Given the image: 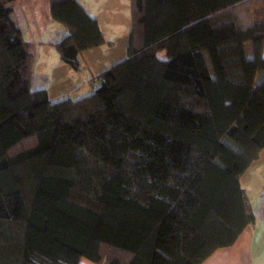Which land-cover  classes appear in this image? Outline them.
<instances>
[{
  "label": "trees",
  "instance_id": "1",
  "mask_svg": "<svg viewBox=\"0 0 264 264\" xmlns=\"http://www.w3.org/2000/svg\"><path fill=\"white\" fill-rule=\"evenodd\" d=\"M16 1L0 0V264H201L233 245L264 149V0H129L126 58L56 102L32 88ZM49 15L74 72L109 43L78 0Z\"/></svg>",
  "mask_w": 264,
  "mask_h": 264
},
{
  "label": "crops",
  "instance_id": "2",
  "mask_svg": "<svg viewBox=\"0 0 264 264\" xmlns=\"http://www.w3.org/2000/svg\"><path fill=\"white\" fill-rule=\"evenodd\" d=\"M81 5L96 19L99 26L98 16L87 7V1H83ZM44 21L45 24L42 25L40 19L32 13L30 29L22 30L18 25L23 39L33 45L35 61H38L34 65L36 76L31 79L33 83L36 80L33 88H45L52 102L63 99L77 101L91 95L97 84V75L115 64L114 61H109L111 48L104 45L84 51L79 57L80 71L74 72L60 60L52 45L66 36L67 30L51 20L49 11L45 13ZM101 32L104 39H107L102 30ZM262 54L264 57V47ZM240 184L248 197L254 221L243 230L233 245L214 251L201 264H264V149L241 176ZM80 262L93 264L85 259Z\"/></svg>",
  "mask_w": 264,
  "mask_h": 264
},
{
  "label": "rangeland",
  "instance_id": "3",
  "mask_svg": "<svg viewBox=\"0 0 264 264\" xmlns=\"http://www.w3.org/2000/svg\"><path fill=\"white\" fill-rule=\"evenodd\" d=\"M49 1L18 0L13 3L14 18L22 30L30 29L29 22L32 19V13L40 19L42 25L45 24L44 16L49 11ZM83 1L85 3L87 1V7L98 16L100 29L107 38L105 40L109 42L105 46L111 48L110 63H112L111 61L118 63L124 60L131 23L129 0H80V3L82 4ZM246 48H248L247 55L249 56L250 44H247ZM159 56L163 58L162 53ZM37 62L36 60L34 65ZM35 73L36 71L33 69V79L36 76ZM35 81L34 83L32 81V88L35 87Z\"/></svg>",
  "mask_w": 264,
  "mask_h": 264
}]
</instances>
